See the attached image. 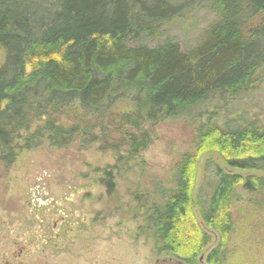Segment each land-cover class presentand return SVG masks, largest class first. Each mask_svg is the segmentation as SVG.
Returning a JSON list of instances; mask_svg holds the SVG:
<instances>
[{
    "label": "trees",
    "instance_id": "trees-1",
    "mask_svg": "<svg viewBox=\"0 0 264 264\" xmlns=\"http://www.w3.org/2000/svg\"><path fill=\"white\" fill-rule=\"evenodd\" d=\"M193 1L0 0V164L8 168L19 153L43 144L61 150L99 143L115 154L99 180L112 198L121 163L127 166L151 145L145 125L192 118L208 103L255 89L264 80V0H203L216 16L193 49L172 41L146 45ZM65 111L81 118L58 125L55 117ZM193 142L168 185L152 180L150 189L128 188L141 221L137 236L149 240L156 255L197 264L212 242L203 226L218 240L206 264H225L236 188L264 190V176L230 172L264 174V125L218 126L208 119ZM209 152L229 172L207 167L194 204L196 163Z\"/></svg>",
    "mask_w": 264,
    "mask_h": 264
},
{
    "label": "rangeland",
    "instance_id": "rangeland-1",
    "mask_svg": "<svg viewBox=\"0 0 264 264\" xmlns=\"http://www.w3.org/2000/svg\"><path fill=\"white\" fill-rule=\"evenodd\" d=\"M173 1L176 5L186 3ZM183 10L180 17L159 26L160 38L146 45L172 41L181 50H190L199 44L216 13L203 0H194ZM258 23L255 19L251 25ZM3 58L0 48V66ZM78 115L65 111L55 121L71 126L81 118ZM208 119L218 126H263L264 80L239 97L204 105L192 118L145 125L151 145L127 166L121 163L112 198L99 180L102 172L116 163L115 154L103 152L99 143L83 149L76 142L61 150L43 144L19 153L8 168L0 164V259L12 260L18 255L22 264H184L170 255H156L152 243L137 236L141 221L134 215L128 188L138 184L150 189L152 180L168 185L176 163L192 149L197 127ZM16 143L22 145L21 140ZM196 164L191 192L194 204L209 175L207 167L229 172L211 152L203 154ZM230 173L264 176L258 172ZM235 195L233 232L224 245L225 264H264V190L249 194L236 188ZM193 214L200 224L199 209L194 207ZM202 229L212 242L197 257V264H206V256L218 241L213 232Z\"/></svg>",
    "mask_w": 264,
    "mask_h": 264
},
{
    "label": "flooded vegetation",
    "instance_id": "flooded-vegetation-1",
    "mask_svg": "<svg viewBox=\"0 0 264 264\" xmlns=\"http://www.w3.org/2000/svg\"><path fill=\"white\" fill-rule=\"evenodd\" d=\"M21 252V251H20ZM19 252V253H20ZM18 255H13L10 259L8 260L5 256L0 259V264H22V262L18 261Z\"/></svg>",
    "mask_w": 264,
    "mask_h": 264
}]
</instances>
